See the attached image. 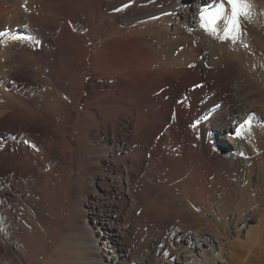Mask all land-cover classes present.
<instances>
[{"label":"bare ground","instance_id":"bare-ground-1","mask_svg":"<svg viewBox=\"0 0 264 264\" xmlns=\"http://www.w3.org/2000/svg\"><path fill=\"white\" fill-rule=\"evenodd\" d=\"M247 2L226 35L229 17L211 32L200 14L227 0H0V264L68 263L50 254L88 176L116 264L136 226L184 233L176 264H264V20Z\"/></svg>","mask_w":264,"mask_h":264},{"label":"rangeland","instance_id":"rangeland-1","mask_svg":"<svg viewBox=\"0 0 264 264\" xmlns=\"http://www.w3.org/2000/svg\"><path fill=\"white\" fill-rule=\"evenodd\" d=\"M251 1H252L251 3L255 2V3H253V5L256 4L255 5V12L257 14H259V16L264 20V16H261L262 14L264 15V13H263L264 8L261 7L262 4L264 6V3L262 2L264 0H251ZM258 2L259 3L261 2V3L259 4ZM219 5H218V3H216V6L214 7V11H216V9ZM224 5H225V12H224L223 17L228 18L231 16L232 9L228 3H225ZM230 11H231V13H230ZM260 13H262V14H260ZM225 14H226V16H225ZM220 26H221V24L218 25V28ZM166 28H168V27H166ZM96 33L97 32H95V34ZM245 44H246V46H249L247 42H242V43H240L239 46L240 47L242 46V48H245L246 47ZM14 53L17 54V52H14ZM112 82H113V80H110V79L106 80L104 78V76L101 74L95 75L93 77V80L89 79V83L92 85H96V84L100 85L103 83L110 84ZM85 91H86V93H88V88ZM59 122L62 123V121H59ZM129 122L131 123L132 121L129 120ZM256 124H257L258 128L260 130H262L264 128V119H259V120L256 119ZM213 133L215 136H217L216 132H213ZM260 138L264 141V136H262ZM70 141L72 142L73 145H76L77 138L73 137L70 139ZM219 147H221L220 143H219ZM263 154H264V150L263 151H257L255 153L256 159L257 160L259 159L261 163L264 161ZM236 162H238V161H236ZM237 165H238V167H235L232 170V172L230 171V173H233L234 175H238V176L246 175V174H244V173H246V168L242 164H237ZM88 177H86V180L84 181L83 187H85V188H83V195H82V196L87 197V200L85 197H82L80 201L78 199L75 200L77 202H82L83 208L75 207L74 203L77 204V202H75V201L72 202L73 205L71 207H70L71 201L67 200L69 203L67 201L65 202V211H68V216H70V215L71 216L69 218H67V214L64 215V217L66 216L64 219L65 221H64V223H62V226H61V233H63L64 236H63V234H61L60 238H57L55 240V245L53 247L54 249L52 250L50 255H55L57 253L59 244H60L59 246L65 244V252L68 254L65 253V255H66L65 257H67V259H65L64 262L68 261V263L65 262L64 264H88V263L89 264H116V261H113L112 259H110L111 253L108 252L109 248L106 247L107 250L104 249L105 248V245L103 244L104 236L100 233V229L98 227H96V221H94V219H93V216H94L93 215L94 214L93 208L90 205H88L90 203L89 202L90 196L86 195V191H85L86 189H89L91 186V179H90V177L89 178ZM87 187H89V188H87ZM84 191H85V193H84ZM82 199H83V201H82ZM205 208H206L205 206H202L201 210H205ZM69 211H70V214H69ZM100 214L102 215V212L97 211V216H99V218H101ZM240 216H243V215H240ZM74 217L76 219H78L77 220L78 224L75 223L76 220ZM67 219L69 222L67 221ZM207 219L209 220L208 217H207ZM84 222L88 223V225H89V230L86 229L87 231L86 230L81 231L78 228V225H80V224L84 225ZM204 223L205 222H203V224ZM212 224L220 226L219 224H217V223L215 224L214 222H212ZM253 227L256 229V227L254 225H252V227H251L252 230H249L248 229L249 224L247 222H245L244 220H242L241 222L234 223V227H232V229H231V237H233V241L236 239H239V241H241L242 243H245L248 232L255 230ZM132 230H133V233L131 235L125 236L126 242L129 246V248H127L128 249L127 254L129 253L130 259L126 260L125 262L123 259H119L117 261V264H121V263L122 264H136V263H132L134 261V259L140 261L139 259L142 257H145L147 252L149 253V256H147L146 259H148L149 263H151V264H176V257H178L180 255H186V254L192 253V249H189L188 246L183 245V241L180 240L181 238H179V236L180 235L182 236L184 234V233H180V231H179V233H180L179 235L174 234L175 232L172 234L170 229H168V228L164 229L163 228V229L157 231L156 234L155 233L152 234L148 230L140 229L139 226H136V228H134ZM222 231L224 234H226V231L224 228H222ZM184 232H186V231H184ZM163 234H165L166 236H165V239L161 242L160 239H162L161 235H163ZM186 234H189V233L187 232ZM192 234H194V233H192ZM186 236H189V235H186ZM92 237L94 238L95 241L92 240ZM65 239H66V241H65ZM90 241H91V244H90ZM229 241H232V238H229ZM141 242L143 244H141ZM159 242H161V245H158ZM85 245H87V246H85ZM95 245H97V247H99L101 249V251H100L101 257L97 256V250L95 248L96 247ZM158 246H159V250L157 249ZM125 248H126V246H125ZM193 250H194L193 256H196L198 250L197 249H193ZM87 257H89V258H87Z\"/></svg>","mask_w":264,"mask_h":264},{"label":"snow or ice","instance_id":"snow-or-ice-1","mask_svg":"<svg viewBox=\"0 0 264 264\" xmlns=\"http://www.w3.org/2000/svg\"><path fill=\"white\" fill-rule=\"evenodd\" d=\"M227 3L231 6L232 13L231 16L228 18V27L226 30V35L230 34L232 31L237 29L240 24V17H248L249 16V10L250 5L248 4L247 0H227ZM225 12V5L224 3H220L218 8L215 12L209 13V12H201L200 19H201V25L206 30H209L211 32L216 31V23L219 19L223 18ZM5 35H8L7 32H0V37H4ZM13 40H24L27 39L24 36L21 35H13ZM250 123V122H246ZM234 135L237 138H241L243 136L242 129H237L234 132Z\"/></svg>","mask_w":264,"mask_h":264}]
</instances>
